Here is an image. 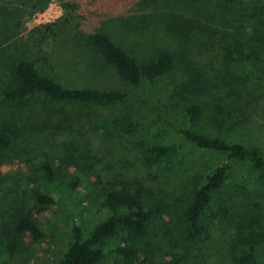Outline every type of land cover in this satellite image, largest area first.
<instances>
[{
  "label": "rangeland",
  "instance_id": "1",
  "mask_svg": "<svg viewBox=\"0 0 264 264\" xmlns=\"http://www.w3.org/2000/svg\"><path fill=\"white\" fill-rule=\"evenodd\" d=\"M95 31L122 41L144 61L169 49L177 67L153 83L144 80L140 96L110 108L34 95L30 102L46 112L27 125L18 112L30 105L19 107L4 93L19 59L31 60L66 86L134 89L94 50L77 42L76 37ZM263 42L264 0L231 5L221 0H0V133L11 127L14 136L3 150L0 171V264H58L73 223L88 232L106 219L111 211L103 205L104 195L120 189L162 202L164 212L136 242L140 257L127 263L116 253L131 238L121 231L103 243V264H169L178 254L180 264H235L234 255L246 254L251 246L256 264H264V180L249 162L199 148L180 132L194 127L187 107L196 102L203 114L194 128L257 145L264 154L263 65L249 66V80L235 67L237 48L245 51ZM193 73L207 90L192 94L187 89ZM217 104L233 110L231 123L221 131L213 125ZM47 113L53 114L50 121L43 119ZM125 117L141 122L142 129L122 135L117 124ZM150 144H176L178 151L151 166L142 153ZM46 159L56 173L51 183L40 173ZM225 164L224 186L213 196L202 227L191 231L183 212L197 177ZM75 181L78 187L72 186ZM37 191L56 202L38 212ZM20 212L32 213L48 238L24 237L19 250L8 255L5 231Z\"/></svg>",
  "mask_w": 264,
  "mask_h": 264
},
{
  "label": "trees",
  "instance_id": "2",
  "mask_svg": "<svg viewBox=\"0 0 264 264\" xmlns=\"http://www.w3.org/2000/svg\"><path fill=\"white\" fill-rule=\"evenodd\" d=\"M221 1L225 5L238 2V0ZM76 39L79 44L84 43L94 50L107 66L114 69L116 74L134 89L108 90L91 86H66L55 76L41 72L31 60L19 59L10 68L11 82L4 93L9 101L17 105L18 103L30 105L25 111L23 106L18 105L21 107L18 112L19 116L27 125L33 126V119L37 117L41 120V116L46 112L43 107L39 109L30 102L35 100L32 99L34 95H43L52 101L110 108L128 101L131 97L140 96V86L144 80L153 83L159 77L171 74L177 67L174 54L169 49H162L153 59L144 61L140 60L137 54L128 49L122 41L117 42L113 37L101 31L92 32L89 37H76ZM236 51L238 57L235 58V67L248 80V77L252 76L248 70L249 66L262 64L264 68V42L253 43L245 51H241L239 48ZM230 74L234 76L233 72ZM262 75L264 77V71ZM188 81L186 86L192 94L209 88H201V82L195 73L189 76ZM173 93L178 95L181 94V91L173 89ZM249 94L250 98H255V95ZM214 109L216 116L213 119V125L218 131H221L231 123L233 110L227 111L222 104H217ZM187 113L190 123L195 127L202 117L203 107L199 103L193 102L187 107ZM51 115L53 114L47 113L43 119L50 121L48 118L52 117ZM3 124L6 125L7 122L5 121ZM117 125L119 132L127 137L142 129V123L133 118H122ZM194 127L180 129V132L193 145L202 149L227 153L230 158L249 162L258 172L259 178L264 180V154L260 147L254 144L230 142L220 136H210ZM7 128L2 129L3 132L0 133V171L5 162L3 150L7 149L14 139L10 132L11 127ZM177 151L176 144H150L142 147L143 158L151 166H157L162 160L175 155ZM228 170L229 165L225 164L208 169L197 177L190 201L183 212L184 219L191 231H198L202 227L204 214L210 206L213 196L224 186ZM40 173L45 183L55 180L54 167L47 159L41 162ZM72 186L78 187V183L75 181ZM55 202L56 200L51 194L37 191L34 208L38 212H42ZM103 205L111 211V214L96 223L88 232L82 226L73 223L71 237L65 250L61 253L58 264H103L105 258L103 243L121 231L128 232L131 238L126 244L118 246L116 253L124 262H133L135 258L141 256L140 247L136 242L150 233L153 221L164 212L162 202L145 199L135 192L123 189L106 193ZM7 228L5 235L8 255H14L19 250L24 237H30L34 241L48 238V234L30 212L17 213ZM233 258L235 264H256L255 246L246 250V254L234 255ZM181 261L178 254L169 264H180Z\"/></svg>",
  "mask_w": 264,
  "mask_h": 264
}]
</instances>
